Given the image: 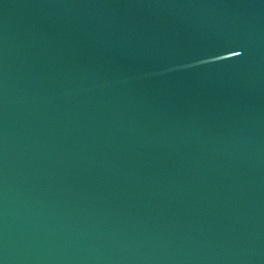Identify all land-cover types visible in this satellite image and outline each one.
<instances>
[{
    "label": "water",
    "instance_id": "95a60500",
    "mask_svg": "<svg viewBox=\"0 0 264 264\" xmlns=\"http://www.w3.org/2000/svg\"><path fill=\"white\" fill-rule=\"evenodd\" d=\"M0 264H264V0H0Z\"/></svg>",
    "mask_w": 264,
    "mask_h": 264
}]
</instances>
